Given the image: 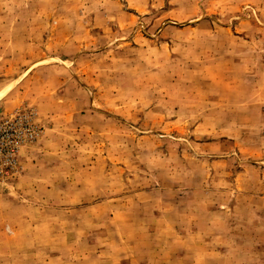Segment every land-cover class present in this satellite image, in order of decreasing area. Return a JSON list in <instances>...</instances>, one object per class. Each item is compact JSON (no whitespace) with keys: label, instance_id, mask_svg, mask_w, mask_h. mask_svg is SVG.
Here are the masks:
<instances>
[{"label":"rangeland","instance_id":"obj_1","mask_svg":"<svg viewBox=\"0 0 264 264\" xmlns=\"http://www.w3.org/2000/svg\"><path fill=\"white\" fill-rule=\"evenodd\" d=\"M0 133V264H264V0H0Z\"/></svg>","mask_w":264,"mask_h":264},{"label":"built area","instance_id":"obj_2","mask_svg":"<svg viewBox=\"0 0 264 264\" xmlns=\"http://www.w3.org/2000/svg\"><path fill=\"white\" fill-rule=\"evenodd\" d=\"M2 133H0V136H1ZM12 148H10V146L7 145V151H11Z\"/></svg>","mask_w":264,"mask_h":264}]
</instances>
